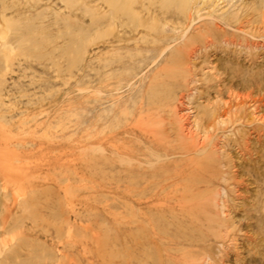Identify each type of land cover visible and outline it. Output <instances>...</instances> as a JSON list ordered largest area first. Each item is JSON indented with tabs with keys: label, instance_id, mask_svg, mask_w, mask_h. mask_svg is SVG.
I'll return each mask as SVG.
<instances>
[{
	"label": "rangeland",
	"instance_id": "rangeland-1",
	"mask_svg": "<svg viewBox=\"0 0 264 264\" xmlns=\"http://www.w3.org/2000/svg\"><path fill=\"white\" fill-rule=\"evenodd\" d=\"M219 263L264 264V0H0V264Z\"/></svg>",
	"mask_w": 264,
	"mask_h": 264
},
{
	"label": "bare ground",
	"instance_id": "bare-ground-1",
	"mask_svg": "<svg viewBox=\"0 0 264 264\" xmlns=\"http://www.w3.org/2000/svg\"><path fill=\"white\" fill-rule=\"evenodd\" d=\"M184 55V54H183ZM178 109V108H177ZM183 126V125H182ZM182 128V127H181ZM184 136H186V135H184ZM188 137V136H187ZM191 139V138H190ZM187 142H189V140L187 141ZM185 143V142H184ZM193 143V142H192ZM190 144V143H189ZM190 149V148H189ZM188 150V149H187ZM226 232V231H225ZM224 235V234H223ZM220 236V235H219ZM220 264V263H219Z\"/></svg>",
	"mask_w": 264,
	"mask_h": 264
}]
</instances>
